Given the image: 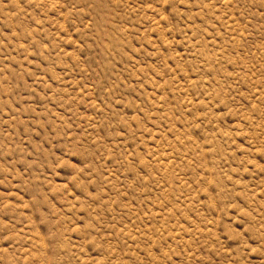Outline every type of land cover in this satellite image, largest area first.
I'll return each instance as SVG.
<instances>
[{
	"label": "rangeland",
	"instance_id": "1",
	"mask_svg": "<svg viewBox=\"0 0 264 264\" xmlns=\"http://www.w3.org/2000/svg\"><path fill=\"white\" fill-rule=\"evenodd\" d=\"M0 264H264V0H0Z\"/></svg>",
	"mask_w": 264,
	"mask_h": 264
}]
</instances>
